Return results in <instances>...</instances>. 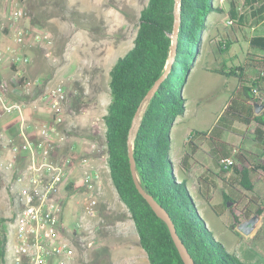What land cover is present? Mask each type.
<instances>
[{
	"label": "trees",
	"instance_id": "trees-1",
	"mask_svg": "<svg viewBox=\"0 0 264 264\" xmlns=\"http://www.w3.org/2000/svg\"><path fill=\"white\" fill-rule=\"evenodd\" d=\"M180 27L177 48L171 71L161 84L155 96L145 103L144 99L154 83L165 72L171 61L173 32L176 22V0H149L140 13L139 26L133 47L111 67L109 71L110 103L104 115L106 127L107 165L110 179L120 201L126 206L138 235L139 245L145 252L149 264H185L171 236L167 224L161 220L136 188L131 172L128 141L136 113L142 108L138 118L139 126L134 134L133 152L136 173L143 189L168 212L177 234L188 249L195 264H250L231 254L217 241L209 229L206 220L199 211L185 177L190 168L186 165L189 155H184L178 170L171 159L172 129L179 117L186 111V99L183 96L182 81L188 75L195 58V50L200 48L203 32L208 29V17L213 13H224L218 0H181ZM228 18L231 24L242 21L234 2ZM248 3L260 4L252 14L264 19V0H249ZM251 47L264 53V36H255ZM220 49L221 45L219 46ZM223 52V51H222ZM255 62L262 65L264 57ZM215 72L236 77L240 80L237 95L230 101L220 120L232 117L234 120L250 125L264 126L261 116H247L241 111L243 97L250 105L262 102L264 75L259 74L253 81L243 80V68L228 67L226 64ZM25 78L20 80L23 85ZM259 93V97L256 94ZM259 143H264V133L255 130ZM76 160L77 155L67 152ZM253 171L264 178V160H259ZM225 172V171H224ZM181 173V174H180ZM247 191L254 184L243 185ZM68 189L72 186L68 185ZM204 202L218 215L223 214L221 207L213 205L208 194H200ZM233 225L232 231L241 223L243 217L237 203L227 200ZM224 206L226 207V205ZM264 208L259 206L257 215H262ZM5 219H0V263L6 256L7 226Z\"/></svg>",
	"mask_w": 264,
	"mask_h": 264
},
{
	"label": "rangeland",
	"instance_id": "rangeland-1",
	"mask_svg": "<svg viewBox=\"0 0 264 264\" xmlns=\"http://www.w3.org/2000/svg\"><path fill=\"white\" fill-rule=\"evenodd\" d=\"M0 1L6 2V0ZM14 1H17L24 11L23 19L26 17L30 20L28 24L30 28H25L26 31L31 32L34 36L44 32L48 33L52 41L50 49L42 48L46 61L44 65L47 66V70L43 72L46 74L38 76V79L44 82L49 80L52 84L63 81L65 92L69 96L76 94V97L80 98V102L90 103L94 100V103L97 96L100 97L103 107L96 106L95 110L93 105L91 107L100 115L105 113L106 102L110 95L109 71L117 60L133 47L140 13L149 0ZM218 1L226 12L213 13L208 17V29L203 32L200 48L195 50V58H202V61L196 62L193 59L191 62V65L200 69L194 71L193 75H185L182 81L183 87H186L183 96L188 97L189 100L187 112L184 116L179 117L177 124L173 127L171 135L173 159H177L176 153L183 150L186 136L191 132L204 138L203 144L196 141L200 148L195 153V158L200 161H205V157H207L205 152H210L211 147L226 148L229 143L233 144L234 140L236 141L235 145H240L242 140L222 129L224 121L228 117L219 121L225 105L235 89L234 79L228 81L226 77L205 72L202 68H210V62L216 64V59L220 54L214 56L212 53L216 50L218 42H223V38L229 40L232 37L236 41L239 38L238 27L246 26L254 20L252 14L255 12V8L260 7V4H252L251 7L248 3L249 0ZM231 1L234 2L238 15L244 19L238 21L237 24H242L240 26L231 24L229 21L224 3ZM8 10L6 16L16 13L15 9ZM261 27L264 29V24ZM23 43L28 47L22 48L23 51L31 49L30 41L26 39ZM223 49L226 48L223 47ZM5 53L8 52L5 51ZM48 53L50 56H47ZM222 57L224 58V55ZM59 72L62 73L60 76ZM63 73H65L64 78H62ZM69 86L72 88L69 89ZM68 89L70 93H68ZM79 105L81 106L72 110V113L86 116L89 106ZM65 109L68 112L66 103ZM213 129H216V132L210 136L209 133ZM250 141L247 139L242 145L251 146L252 142ZM206 163L210 166L211 171L217 174L219 170L210 163L209 158ZM78 175L79 172L72 169L69 179L75 180ZM214 179L222 190L224 181L216 177ZM253 182L257 187L264 188L262 181L255 179ZM237 189L240 188L237 187ZM240 190L245 192L247 197L253 196L249 191ZM58 194L64 199L63 225L66 237L73 238L78 243V255L84 264H149L145 252L138 243V235L129 212L120 201L112 183L108 182L99 191V205L92 232L85 231L87 227L82 220L84 214L83 194L75 192L72 188H67L66 192L61 189ZM191 195L202 199L201 195L197 191L194 192L192 188ZM197 206L200 207L199 211L203 214L217 241L222 243L229 253L235 254L245 263L264 264V215L257 229L250 236H245L238 231L237 227L235 231L230 229L233 219L229 212L218 215L208 205L206 211H203L200 205ZM246 207V200L243 197L238 203V208L241 210L240 216L243 217L241 222L256 215L257 210L244 211ZM4 214L5 207L2 205L0 218H4ZM120 229H123L124 233ZM82 238L85 243L93 240L94 244L85 247L81 243ZM115 243L122 247L116 246L112 249L111 247L115 246ZM100 246L102 249H99Z\"/></svg>",
	"mask_w": 264,
	"mask_h": 264
},
{
	"label": "crops",
	"instance_id": "crops-1",
	"mask_svg": "<svg viewBox=\"0 0 264 264\" xmlns=\"http://www.w3.org/2000/svg\"><path fill=\"white\" fill-rule=\"evenodd\" d=\"M7 1L8 0H6L5 3L0 1V49H2L4 52V55L0 57V81L5 83L10 89L9 100L14 102H23L26 104L23 117L25 121H27L28 125L46 124L51 121V110L49 107L40 103V95L42 94V91L46 86H52L54 84H52L49 80L45 81V83L43 81L41 85L32 90L31 94H27L24 92L22 84L20 83L21 78L33 77L37 79L38 76H43L44 74H46L43 73L47 70V66L44 65V62L46 61L44 60V51L42 49L44 45L37 44L35 42L36 36L32 35L31 32L26 31L27 28H30L28 26L30 20L28 18L26 19V17L23 19L24 11H22L19 3L14 0L8 1L9 3ZM13 9L16 10L15 14L19 15V13H21L19 15L20 21L17 22V28L25 30V32L28 34V36H26V39L30 41L31 49H28L27 51H23L24 48H28L24 43H12L11 39L15 31L13 28H10L9 25H6V23H8L6 11H10ZM253 18L254 20L249 22L246 26H243L242 24H236L239 26L242 25L238 27L240 31L239 38H237L236 40L237 42L235 41L234 37L229 40L223 38V42H218V45H216V50H214L212 53V55L214 56L220 54L219 58L216 59V64L214 65L210 62V68H202V70H204L205 72L221 75L215 72V70L221 68L223 64H226L228 67H233L236 65L243 68V80L245 81H253L259 76V74H261V72L263 71V67L255 61L260 60V57H264V53L251 47L250 44L251 40L255 36H264V29L261 27L264 24V19H260L258 16H255ZM242 20L244 19L242 18ZM4 26L6 27L3 30ZM2 31L4 32L2 33ZM26 39L23 38V41L25 42ZM220 45L222 50L219 47ZM223 47H225L226 49L224 50ZM5 51L8 53H5ZM16 54L20 56H27L30 59V62H14L13 58ZM223 55L224 58L222 57ZM195 61L201 62L202 58L196 57ZM199 69V67L195 68V66H192L189 75H193L194 71H197ZM61 74V72L58 73L59 76ZM64 75L65 73H63L62 78H64ZM221 76L226 77L228 81L229 79H234L235 81V89L233 90L229 101L225 105L226 109L230 101L237 95L241 82L236 77L227 75ZM261 86V88L264 89L263 83L261 84ZM70 88L72 87L69 86V89ZM185 90L186 87H183V94H185ZM68 93H70V91ZM256 96L259 97V93H257ZM24 98L26 99L24 100ZM108 98L109 100L108 102H106L107 107L110 103V95L108 96ZM100 99L101 98H98L97 96L95 100L96 102L94 103V100H92L90 103H87L85 101L80 102V98L76 97V94L73 96H69L66 92L65 103L66 107L68 108V112L66 111L67 127L71 139L69 140L66 147H64L59 152L58 156L63 159V157L67 154L70 146H73V153L77 155V162L85 161L87 159L94 161L95 168L97 169L100 176V182L102 186H104L108 182H110V184L112 183L110 179L109 168L107 165V145L105 138L106 127L103 119L104 115L107 113V108L105 109V113H102L100 115L97 112L93 111L91 107L93 105L94 110L96 106L103 107ZM185 99L186 113L189 98L185 97ZM242 99L243 103H241L240 108L244 115L261 116L264 118V110L260 114H256L254 111V107L250 105V102H247V98L242 96ZM261 100L262 102L260 103H264V96H262ZM79 104L89 106V112H87L86 116L77 115L78 113L75 112V114L72 113V110L78 109L79 106H81ZM178 120L179 118L177 119L176 124ZM219 121L221 120L219 119ZM222 129L228 132L230 135H236L237 137L241 138L242 140L241 143H239L240 145H235L236 141L234 140L232 142L233 144L229 143L228 147L226 148L221 147V149H217L211 147L210 152H205L207 155V157H205V161H200L195 158V153L200 148L197 142L203 144L204 138L199 137L197 134H195V132H191L190 134H193V138L190 141H187V138L190 134L186 136L185 146L183 150L176 153L177 159H173V151L171 150V159L177 170L182 157L186 154L190 156L186 164L190 168V170L186 173V175H182L180 173L182 177L178 175L179 180L185 177L190 192L192 188L194 192L197 191L199 194H208L211 198L212 204L221 207L224 211L223 214L225 212H229L228 208L231 206L230 203H228L227 205L225 204L227 200L234 201L238 204L243 197L244 200H246L247 206L244 211L251 209L258 210L259 206L264 208V188L261 189L257 187L253 182V180L258 179L264 184V178L252 169L253 166H257V162L259 160H264V143H259V137L255 134V130L264 133V126H257L255 122H251L250 125L247 126L242 122L234 120L232 117H228L224 121ZM21 131L22 128L20 124V116L17 113L4 116L3 119L0 120V133L5 134L8 138H12L18 143L24 142V137L22 136ZM215 132L216 129H213L209 133L210 136L214 135ZM27 133L28 137L34 139L35 135L32 133L31 129H29ZM247 139L251 140L250 142L252 143L251 146L245 147V145L242 144H245ZM8 156V152H4L0 149V158L3 159L7 158ZM207 158H209L210 163L219 170L217 174H214L211 171L210 166H208V164L206 163ZM223 158H232L235 161V166L232 169L224 172L220 165V161ZM72 169H76L79 172V175L75 180L69 179L70 171H72ZM69 175L67 177V183H71L70 185L72 186V189H74L75 192L83 194V197H85L86 186L84 181L83 169L78 163H76L74 166H70ZM214 177L220 178L224 181L222 190H220L221 187L218 186L219 183H216ZM249 177H251L252 181L251 179H249ZM249 182H252L254 184L253 190L249 191L253 195L251 197H247L246 193L240 190L242 189L243 191H247L246 189H244L243 185H249ZM102 186L100 187V190L102 189ZM237 187H239L240 189H237ZM202 199H200L199 197H194L196 204L200 205L203 211H206L207 204L204 203V200L202 201ZM224 204L226 205V207L224 206ZM239 211L241 210L239 209ZM263 215L264 211L261 215V218ZM120 230L122 231V233H124L123 229ZM122 233L121 235H123ZM116 246L118 248L122 247L120 246V244L115 243V246L113 245L111 248L114 249ZM99 249H102L101 246Z\"/></svg>",
	"mask_w": 264,
	"mask_h": 264
},
{
	"label": "built area",
	"instance_id": "built-area-1",
	"mask_svg": "<svg viewBox=\"0 0 264 264\" xmlns=\"http://www.w3.org/2000/svg\"><path fill=\"white\" fill-rule=\"evenodd\" d=\"M7 21L6 25L15 31L13 43H23L27 33L17 28L19 15H9ZM35 42L43 44L47 49L52 45L50 35L45 32L36 35ZM3 55L4 52L0 49V57ZM13 59L16 63L30 62L27 56L18 54ZM42 82L38 78H25L22 87L25 93L31 94ZM63 84L61 81L48 85L40 95V103L51 110V121L28 125L23 117L26 104L9 100L10 89L0 81V120L17 113L24 137V142L18 143L0 133V149L9 155L7 158H0V209L2 205L5 207L4 219L8 231L6 256L0 264H84L78 255V243L73 238L66 237L63 225L64 199L58 192L61 189L67 191L71 184L67 183L70 166L78 163L83 169L86 186L82 220L87 227L85 231L92 232L102 184L94 161L87 159L77 162L69 154L63 159L58 156L71 139L67 127L66 92ZM29 129L35 135L34 139L28 137ZM192 138L193 134H190L187 141ZM68 151L73 152V146ZM220 165L227 171L235 166V161L223 158ZM81 243L90 247L94 241L85 243L82 238Z\"/></svg>",
	"mask_w": 264,
	"mask_h": 264
},
{
	"label": "water",
	"instance_id": "water-1",
	"mask_svg": "<svg viewBox=\"0 0 264 264\" xmlns=\"http://www.w3.org/2000/svg\"><path fill=\"white\" fill-rule=\"evenodd\" d=\"M181 0H176V22H175V27H174V32L172 35L173 38V46H172V50H171V61L169 62L168 66L166 67L165 72L162 74V76L154 83V85L152 86V88L149 90V92L147 93V95L145 96L144 102L148 103L157 93V91L159 90L161 84L164 82V80L166 79L167 75L169 74V72L171 71V67L173 64V59L176 53V48H177V37L179 34V27H180V7H181ZM225 8L227 10V12H229L230 8H231V4L228 2H225ZM254 111L256 114H260L263 110H264V103H260L258 101L254 102ZM142 108H139V110L136 113V117L134 120V124L133 127L131 128L130 131V135H129V141H128V156H129V162H130V167H131V172L135 181V185L137 190L139 191V193L142 195V197L147 201V203L150 205V207L153 209V211L155 212V214L161 219L163 220L171 233V236L174 240V243L179 251V254L183 260V262L185 264H195L193 258L191 257V255L188 252L187 247L185 246V244L183 243V241L181 240V238L179 237V235L177 234L175 225L173 224L168 212L153 198V196L149 193H147L143 187L141 186L138 177H137V173H136V162H135V158H134V152H133V139H134V134L139 126V122L137 123L138 118L141 116L142 114ZM261 220V216L260 215H253L247 219H245L244 221H242L238 226V231L241 232L243 235L245 236H250L258 227L259 223Z\"/></svg>",
	"mask_w": 264,
	"mask_h": 264
}]
</instances>
